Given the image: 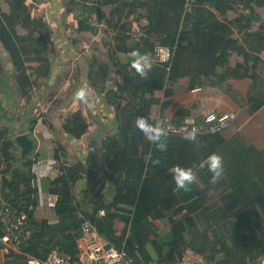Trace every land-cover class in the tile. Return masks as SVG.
Masks as SVG:
<instances>
[{
    "label": "trees",
    "instance_id": "16d2710c",
    "mask_svg": "<svg viewBox=\"0 0 264 264\" xmlns=\"http://www.w3.org/2000/svg\"><path fill=\"white\" fill-rule=\"evenodd\" d=\"M0 1L8 2L10 8L4 12L0 6V44L12 64L9 72L0 56V88H15L29 101L32 89L51 73V31L43 17L31 14L26 0ZM121 5L146 8L147 23L141 39L129 42L131 37L124 35L130 30L128 22H115L123 32L118 31L113 53L135 49L156 60L155 47L165 45L174 49V56L169 63L155 61L144 77L132 68L120 67L124 80L119 91L107 92L120 108L117 130L90 150L84 161L58 162L59 150L55 151L58 171L49 178L47 189L57 195L54 209L58 219L53 223L34 217L39 204L34 161L18 152L7 126L0 129V195L27 213L31 230L21 253L10 252L7 264H28V255L44 259L53 247L77 259V240L85 219L136 263L179 264L181 251L191 246L213 264H258L256 257L264 254V150L239 139L244 148L231 153L234 160L223 158L221 181L208 180L203 186L193 183L178 196L180 204L170 216L172 236L165 240L152 220L163 218L174 207L172 195L177 190L168 169L180 165L195 170L207 156L202 148L196 151L199 143L211 140L217 145L219 133L197 135L195 141H189L184 135L168 132L167 146L161 151L144 138L135 119L150 116L153 105L165 108L174 96L172 85L184 76H211L220 83L228 78H250L253 93L248 109L255 113L264 106V20L258 11L264 8V0H123ZM229 13L236 16L230 18ZM86 25L82 23V27ZM233 55L240 61L232 63ZM90 76L105 89L101 74L93 70ZM2 107L0 95V112ZM66 125L75 137L87 129L78 113L68 116ZM214 146L211 152H215ZM226 153V148L221 149L223 157ZM81 180L85 187L78 197L74 190ZM107 182L115 190L108 202L102 193ZM211 188L218 196L208 203L202 194ZM117 220L128 225L121 232ZM147 244L157 252L156 262L148 254Z\"/></svg>",
    "mask_w": 264,
    "mask_h": 264
},
{
    "label": "crops",
    "instance_id": "0c3cea01",
    "mask_svg": "<svg viewBox=\"0 0 264 264\" xmlns=\"http://www.w3.org/2000/svg\"><path fill=\"white\" fill-rule=\"evenodd\" d=\"M93 1L26 0V3L31 6V14L35 17H43V21L51 31L49 48V54L53 56L51 73L43 81L41 79L36 86L40 87L39 91L45 90L44 95L36 94L34 87L30 92L31 99L29 101H26V98L21 95L19 98L17 97L21 108L16 113L11 107V104L15 102L11 90L3 88V91L0 88L1 97L6 98L4 100L10 102L11 105L0 112V118L3 119L0 121V126L8 127V133L14 139L18 152L22 156L28 155L33 161L36 158L44 160L54 158L56 150H59L60 160L57 158L58 162L84 161L90 150L97 147L106 135L113 134L117 130L116 119L120 108L118 104L116 105L109 99L107 92L111 89L119 91L124 80V73L119 69L124 65L126 70L131 71L132 57L130 54L135 49L113 53L118 31H121L119 24L116 25L115 22H128L126 26L130 30L124 32V35L131 38L127 40L129 42L139 40L143 36L142 30L147 23V10L141 6L134 8L129 5H121L123 0H99L96 6L99 11L98 21L102 23L101 25H92L89 23V18L94 10ZM125 1L131 2L132 0ZM3 4H5V8ZM0 6L4 12H9L8 2L0 1ZM235 16L236 14L229 13L230 18ZM261 17L264 20V15ZM83 22L87 24L85 28L82 27ZM0 56L5 61L6 70L11 72L12 64L1 44ZM261 56L264 58V51ZM232 59L236 62L239 58L233 55ZM93 70L102 75L104 90L94 84L90 76ZM252 82L250 78H228L220 83L211 76L180 77L172 85L174 96L170 103L163 109L160 104L153 105L150 116L155 120L160 117L163 120L193 118L200 121L205 113L211 110L219 113L235 112L236 119L229 129L219 133L220 142L217 145L215 141L211 143V140L208 139L209 141L204 140L199 145L197 144L196 149L198 152L199 148H202L208 155L211 153L212 145H215L214 148H216L213 151L219 154H221V149L226 148L227 153L222 157L226 158V161L234 160L231 153L244 148L238 142L239 139L248 145H255L264 150V106L255 113H251L248 109L249 95L253 93ZM8 83H10L9 79ZM80 88L85 89L87 102H82L76 97L75 93ZM50 89L52 93L49 91ZM257 90L259 89L257 88L255 92ZM50 93L51 95H49ZM122 103L128 104L127 99H122ZM74 113H78L87 124L85 133L80 137L72 136L66 125V118ZM22 134H25L32 143L30 151L25 155H23L22 147L16 142V137ZM234 137V141L230 142ZM201 168L203 167L197 166L194 170L196 185L203 186L204 182L208 180L215 182L223 179L221 174L213 180L212 175L207 174L208 170H201ZM57 171L56 167V171L51 176H55ZM49 180L48 178L43 182L46 190ZM84 187L85 181L81 180L75 186L74 193L80 197ZM191 187L192 185L187 190H177L172 195L174 207L165 211L163 218L152 220L158 229V234L165 240L169 234V239L172 236L169 233L171 229L170 216L174 213L173 210L176 206L180 204L177 202L178 196L185 194ZM102 193L108 202L113 198L115 190L107 182ZM202 196H206L208 203H211L218 193L211 188ZM34 217L36 220L44 219L50 223L58 219L55 209L39 206V204L34 211ZM126 226L128 225L124 221H116L119 232ZM151 237L154 238V235ZM102 238L105 242L110 243L105 237L102 236ZM146 248L150 257L156 262L159 257L155 249L151 244H147ZM11 252L21 253L19 250ZM10 255L11 253L4 251L0 239V264H7L11 259Z\"/></svg>",
    "mask_w": 264,
    "mask_h": 264
},
{
    "label": "built area",
    "instance_id": "2783aa9c",
    "mask_svg": "<svg viewBox=\"0 0 264 264\" xmlns=\"http://www.w3.org/2000/svg\"><path fill=\"white\" fill-rule=\"evenodd\" d=\"M98 1L92 2L94 10L89 18V23L92 25H101L102 23L98 21L99 11L96 6ZM173 56V48L165 45L155 47L156 61L169 63ZM161 57L164 59L161 60ZM235 119L236 113L233 111L219 113L211 110L206 112L200 121L193 118L163 120L160 117L156 120L162 121L168 132L172 134L184 135L186 130L196 127L198 129L197 135H209L222 133L229 129ZM56 165L57 162L54 158L48 160L36 158L33 162L32 171L38 188L39 206L55 208L57 195L46 190L43 181L50 178L52 173L56 171ZM100 214L104 215L105 211L100 210ZM30 233L27 213L18 211L0 195V239L4 251L7 253L13 250L21 251V246L29 238ZM77 247V259L62 252L59 248L53 247L44 259L28 255L27 261L28 264H140L130 258L123 249H118L112 243L105 242L89 219H85L81 223V235L77 240ZM178 263L213 264L191 246L183 248Z\"/></svg>",
    "mask_w": 264,
    "mask_h": 264
},
{
    "label": "clouds",
    "instance_id": "9594fccd",
    "mask_svg": "<svg viewBox=\"0 0 264 264\" xmlns=\"http://www.w3.org/2000/svg\"><path fill=\"white\" fill-rule=\"evenodd\" d=\"M130 55L132 57L130 61L131 68L141 77L146 76L155 63L154 58L149 53L140 52L139 50H133ZM160 59L163 60L164 57ZM75 95L82 102H87V94L84 88L78 89ZM135 125L143 133L147 141L153 143L161 151L165 150L167 146L165 138L168 136V130L162 121L154 120L151 116L145 117L141 115L136 117ZM197 132L198 129L196 127L186 130L184 132V139L195 141ZM152 162L158 163L156 160ZM198 167H206L212 174V179L215 180L224 171L223 157L218 152H211L199 162ZM168 172L171 174V179L176 190H187L196 180V172L192 167L172 165L168 169ZM256 261L258 264H264V254L258 255Z\"/></svg>",
    "mask_w": 264,
    "mask_h": 264
},
{
    "label": "rangeland",
    "instance_id": "374dc122",
    "mask_svg": "<svg viewBox=\"0 0 264 264\" xmlns=\"http://www.w3.org/2000/svg\"><path fill=\"white\" fill-rule=\"evenodd\" d=\"M3 7L5 8L6 6H5V4H3ZM258 11H260V13H261V15H264V8H258ZM52 54H53V52H52ZM50 58H51V60H53V56L51 55L50 56ZM232 63H235L234 61H232ZM45 78H42V80L41 81H43ZM37 86V85H36ZM35 86V89L34 90H36V94H41V95H44V91L45 90H40L39 91V88L40 87H36ZM47 86V85H46ZM53 87V86H52ZM47 88V87H46ZM52 89V88H51ZM51 89L49 90L50 92H51ZM3 90V89H2ZM4 91V90H3ZM12 92V95H14V97H15V102L14 103H12L11 105H10V102H7V101H5L6 100V98H3L2 97V103H3V107H2V109H4V108H9V106H11L14 110H15V113L16 112H19L20 110V108L21 107H19V102H18V99H17V97L19 98L20 97V93L17 91V90H15V88H13V90L11 91ZM52 93V92H51ZM51 93L49 94V95H51ZM9 96V95H8ZM8 96H7V98H8ZM5 99V100H4ZM27 108V107H26ZM9 110V109H8ZM13 111V110H12ZM3 119L2 118H0V121H2ZM21 121V120H20ZM1 128H3L2 126H0V129ZM44 182V181H43Z\"/></svg>",
    "mask_w": 264,
    "mask_h": 264
},
{
    "label": "water",
    "instance_id": "95a60500",
    "mask_svg": "<svg viewBox=\"0 0 264 264\" xmlns=\"http://www.w3.org/2000/svg\"><path fill=\"white\" fill-rule=\"evenodd\" d=\"M16 142L22 147L23 155L28 153L32 147L31 141L27 138V136L25 134L18 135L16 137Z\"/></svg>",
    "mask_w": 264,
    "mask_h": 264
}]
</instances>
